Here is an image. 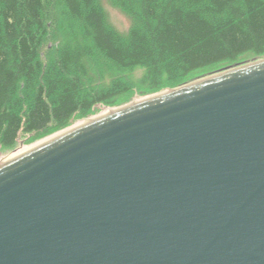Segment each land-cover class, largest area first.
I'll use <instances>...</instances> for the list:
<instances>
[{"label":"water","instance_id":"1","mask_svg":"<svg viewBox=\"0 0 264 264\" xmlns=\"http://www.w3.org/2000/svg\"><path fill=\"white\" fill-rule=\"evenodd\" d=\"M0 264H264V60L1 158Z\"/></svg>","mask_w":264,"mask_h":264},{"label":"trees","instance_id":"2","mask_svg":"<svg viewBox=\"0 0 264 264\" xmlns=\"http://www.w3.org/2000/svg\"><path fill=\"white\" fill-rule=\"evenodd\" d=\"M261 57L264 0H0V150Z\"/></svg>","mask_w":264,"mask_h":264},{"label":"rangeland","instance_id":"3","mask_svg":"<svg viewBox=\"0 0 264 264\" xmlns=\"http://www.w3.org/2000/svg\"><path fill=\"white\" fill-rule=\"evenodd\" d=\"M104 8H105V11L107 13V17H108V21L109 23L114 27L116 28L117 30H119L120 32L122 31H126V29L128 28L129 26V21L127 18H125L119 11L113 9L112 7H110L109 5L105 4L104 5ZM264 60V57H261V58H258V59H247L245 61H242L234 66H225V67H221L220 69L214 71V72H211V73H208V74H205L203 76H196V79L187 83V84H190L192 82H195V81H198L200 79H203L205 77H208L210 75H213V74H217V73H220V72H224V71H227V70H231V69H234V68H238V67H241V66H245V65H248V64H252V63H255V62H258V61H262ZM187 84H184L182 86H185ZM180 86V87H182ZM178 87V88H180ZM177 89V88H175ZM170 90H174V89H163L162 91L160 92H157V93H147V95H144V96H139V95H135L134 97V101L132 102H129V103H126V104H123V105H119V106H115V107H108V106H97L95 107L91 112L90 114L86 117V118H82V119H75L71 125L69 127H67L66 129L62 130V131H59V132H56L48 137H51V136H54L56 134H59V133H62V132H65V131H68L70 129H73V128H76V127H79L81 125H84L85 123H87L88 121H91V120H96V119H99V118H102L104 116H107L110 112L112 111H117L119 109H122V108H125L127 106H130L132 105L133 103H137V102H142L144 100H147V99H150V98H153V97H156V96H159L161 94H164V93H167L169 92ZM46 137V138H48ZM45 139V138H43ZM42 140V139H40ZM40 140H33V139H23L22 140V144H19L14 150L10 151V152H4L2 150H0V159L5 157L6 155L26 146V145H29L31 143H34V142H37V141H40Z\"/></svg>","mask_w":264,"mask_h":264},{"label":"bare ground","instance_id":"4","mask_svg":"<svg viewBox=\"0 0 264 264\" xmlns=\"http://www.w3.org/2000/svg\"><path fill=\"white\" fill-rule=\"evenodd\" d=\"M105 117V116H104Z\"/></svg>","mask_w":264,"mask_h":264}]
</instances>
